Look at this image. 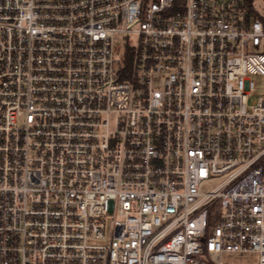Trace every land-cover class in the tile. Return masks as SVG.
Returning <instances> with one entry per match:
<instances>
[{
	"label": "built area",
	"instance_id": "obj_1",
	"mask_svg": "<svg viewBox=\"0 0 264 264\" xmlns=\"http://www.w3.org/2000/svg\"><path fill=\"white\" fill-rule=\"evenodd\" d=\"M0 264H264V0H0Z\"/></svg>",
	"mask_w": 264,
	"mask_h": 264
},
{
	"label": "rangeland",
	"instance_id": "obj_2",
	"mask_svg": "<svg viewBox=\"0 0 264 264\" xmlns=\"http://www.w3.org/2000/svg\"><path fill=\"white\" fill-rule=\"evenodd\" d=\"M256 79H257L259 82H260V80H261L260 78H256Z\"/></svg>",
	"mask_w": 264,
	"mask_h": 264
}]
</instances>
